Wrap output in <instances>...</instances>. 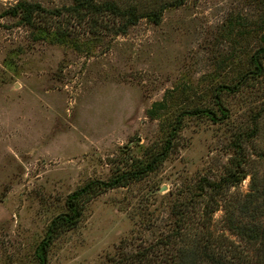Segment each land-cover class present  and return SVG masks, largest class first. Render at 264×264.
I'll return each mask as SVG.
<instances>
[{"label":"rangeland","instance_id":"1","mask_svg":"<svg viewBox=\"0 0 264 264\" xmlns=\"http://www.w3.org/2000/svg\"><path fill=\"white\" fill-rule=\"evenodd\" d=\"M18 1L0 0V264H40L41 241L66 212L67 196L160 142L164 112L146 113L155 102L172 92L178 104L201 107L215 85L235 79L258 44L264 0H186L158 23L143 18L94 40L74 32L70 44L40 37L9 14ZM225 100L229 117L187 119L180 147L156 171L92 197L77 227L46 248L44 264H113L154 242L171 226L175 201L204 208L208 195L198 197L197 183L234 170L240 151L247 175L230 192L246 193L250 172L264 174V74ZM238 130L247 133L235 148ZM213 223L224 230L221 206Z\"/></svg>","mask_w":264,"mask_h":264},{"label":"trees","instance_id":"2","mask_svg":"<svg viewBox=\"0 0 264 264\" xmlns=\"http://www.w3.org/2000/svg\"><path fill=\"white\" fill-rule=\"evenodd\" d=\"M185 1L72 0L69 6L46 9L38 2L21 0L8 13L19 17L22 24L36 31L40 37L54 43L70 44L69 36L74 32L88 33L94 40L102 35L124 34L143 18L158 23L165 10ZM254 30L260 33L258 44L246 52L243 62H238L241 69L235 79L213 87L214 96L207 105L178 104L172 92H167L164 101L155 102L146 111L150 118L164 112L160 142L146 147L143 158L130 156L129 162L127 157L117 165L113 163L115 166L107 180H89L67 196L66 212L52 219L41 241L40 264H44L45 250L56 235L77 227L92 197L139 181L156 171L176 152L181 145V131L187 119L205 116L220 122L229 117L225 95L235 93L241 87L256 85L264 74V16L260 17V23ZM87 41L80 45L93 43ZM71 44L76 46V43ZM236 132L233 147L239 148L237 140L247 132ZM255 132L256 129L248 133ZM262 159L264 163V155ZM245 160V152L240 151L234 170L228 169L219 180L200 179L195 188L198 197L208 195V205L195 212L191 202L175 201L170 212L171 226L154 242H140V246L130 254L114 258L113 264H264V174L259 176V172H250L246 193L230 192V187L247 175L241 165ZM220 206L224 230L219 232L214 226L213 215Z\"/></svg>","mask_w":264,"mask_h":264}]
</instances>
